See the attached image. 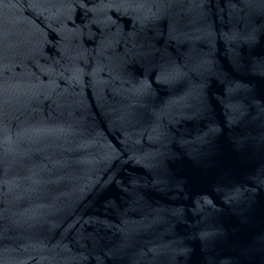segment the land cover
<instances>
[{
    "label": "water",
    "instance_id": "water-1",
    "mask_svg": "<svg viewBox=\"0 0 264 264\" xmlns=\"http://www.w3.org/2000/svg\"><path fill=\"white\" fill-rule=\"evenodd\" d=\"M0 264H264V0H0Z\"/></svg>",
    "mask_w": 264,
    "mask_h": 264
}]
</instances>
